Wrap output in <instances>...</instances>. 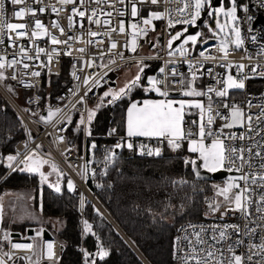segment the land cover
<instances>
[{
  "label": "built area",
  "instance_id": "built-area-1",
  "mask_svg": "<svg viewBox=\"0 0 264 264\" xmlns=\"http://www.w3.org/2000/svg\"><path fill=\"white\" fill-rule=\"evenodd\" d=\"M189 3V0H158V3L153 5L150 3L137 2L139 9V15L136 18L131 17L130 4L126 3L121 5L117 0H105L104 3L97 4L95 0H75V7L84 11L87 16H91L93 10L96 12V16L93 20L99 19L101 23L99 25L95 23H89L86 18H80L74 16L71 12L73 4H60L59 0H25L22 5H13L11 0H4L3 7V19L10 23H25L28 25V35L24 38L16 39L14 33H9L7 30L0 31V56H5L7 60L17 59L20 60L19 48L23 45L29 52V55L35 57L36 53L34 48L36 46L44 48L45 52H50L53 47L58 50V55H55L50 66L40 67L41 63H48L47 55L42 53L40 59L24 61L28 63L30 67L26 70L22 65H17L15 68L4 69L6 79L9 80L13 86L23 89V104L8 94L3 88L0 90L3 92L6 100L10 103L13 109L18 114L23 125V136L20 137L14 143V155L19 153L16 162L13 167L16 166L24 157L30 152L35 153L48 161L57 164L66 174V177L70 178L74 184V192L82 199L86 194V167L88 162L92 158V144L94 139H101L104 145L109 149H117L115 145L123 137L125 141L129 138L123 131H116L114 135H108L110 129L115 128L110 126L104 133L86 135L87 130V107L90 104V100L95 96L100 87L107 85H113L117 77L116 70L124 64L140 62H157V67L153 73L147 74L145 82L148 83V77L155 76L158 80L162 81L158 84L162 91H168V93L178 92L181 93V87L174 81H179L182 78V71H185L191 78L192 72H196L198 79L195 80L193 87L201 89V91H207L209 86L219 89L221 84L217 83L218 79H223L227 74L237 75L235 67L226 68L221 67L222 63L231 62L233 65L243 64L245 65L244 74L253 76L254 78L246 81V88L239 90L240 95L235 97L220 98L216 97L214 93H210L212 96L214 110H219L222 114L227 115L228 109L223 107V103L229 104L235 103L242 107L244 111L251 114L253 119L254 131L249 133L251 139L235 142L229 140L227 143H235L237 147L242 144L247 146L259 141L261 145H264V120L259 124L256 123L255 117L260 114V105L264 104V0H237L238 5V21L237 26L241 30V38L244 43L241 48L236 49L233 45L229 44V54L227 61H221L219 58L222 53L218 51L220 44V38L213 36L209 32H205V39L199 44L189 47L187 55L181 56L178 52L174 55H169V51H174L175 46L172 49L167 47L168 37L175 27L183 24H174V27H168V20L173 22L176 20H182L189 17L190 12L188 9L184 13L178 12V9L184 8L185 4ZM248 5V11L243 10V6ZM21 7L32 8L35 11V15L31 12H26L25 16L21 19H17L13 16V12ZM39 8H44L45 11L40 13ZM56 8L58 11L53 12L52 9ZM123 11L124 16L119 13ZM151 11H157L162 14V19L154 20L152 25L149 26V30L146 36L138 38V46L135 52L125 47L126 42L129 40V33L131 29L129 25L133 22L143 25V19L147 18ZM111 12L109 17L106 14ZM73 15V26L69 29L68 16ZM248 17H252L249 21ZM36 19L41 20L47 30L53 35L57 36L61 40H66L68 36L80 37L79 40L69 41L68 45L59 44L52 45L48 37H41L33 43L31 39V32L34 28V21ZM110 20L109 25L103 23L104 20ZM123 20L125 22V33H120L119 22ZM57 21L62 28H64L65 34L61 35L59 29L52 27V22ZM81 24L83 27H81ZM155 24V27H154ZM202 27V26H201ZM200 27V28H201ZM89 29L100 33L95 38L87 35ZM116 29V31H110ZM154 29V30H153ZM110 33L104 35V33ZM12 35L13 40H9L8 36ZM157 36H159V42H157ZM255 37V40H253ZM229 39V38H228ZM88 40H93V43H87ZM95 41H103L102 44H97ZM116 43V48L111 52L108 49L111 47V43ZM152 45H156L153 47ZM83 48L85 51L81 53L78 49ZM204 51L206 55L216 57V59L203 60L200 57V52ZM70 52V55L65 54ZM101 52L104 53L101 57ZM123 54L122 58L120 54ZM92 61L93 66L88 67L87 62ZM114 61V63L112 62ZM189 61L192 62V68H189ZM106 66V67H105ZM67 69V79L61 84L60 88L55 92L54 96L49 98V86L52 76L61 73L62 69ZM164 68V73H160L159 69ZM255 68L256 73L253 74L251 69ZM211 69V73L208 72ZM175 70L177 75L173 76L172 71ZM32 71H39L41 75L39 77H33ZM13 72L16 74V79H11ZM75 73L76 79L73 75ZM85 77H91L89 84L85 85L83 80ZM99 79V86H93L92 80ZM26 84L34 85L33 87H25ZM201 82V86L196 83ZM91 88V91H89ZM150 88V85H149ZM73 92L76 94L73 95ZM85 92L87 95L85 96ZM48 93V94H47ZM181 95V94H180ZM80 97H84L83 103H78ZM203 103L207 104L208 97H201ZM251 101L252 106L248 107V102ZM24 105L29 107L33 106V112L37 115L29 113ZM55 113L49 118V112ZM71 114H77L71 123L76 127L75 138L78 132V147L68 142L69 134L67 132L71 123L68 122V117ZM43 117V118H40ZM80 119L84 121V124H76V120ZM196 121H199L198 112H196ZM223 119H216L213 124L214 130H219L224 124ZM245 128L234 127L232 129H224V133L234 132L239 135L244 132ZM260 132L261 135L256 133ZM59 137H63L61 141ZM159 147L160 140L156 138L146 137H132L131 142L134 147H139L141 144ZM257 149L253 148V152ZM247 156V153H245ZM253 163L256 165L255 171H259V158H253ZM11 169V168H9ZM245 172L253 171L245 167ZM239 175V173H233ZM243 187V181L240 182ZM85 188V190H84ZM264 191L257 189V192ZM254 200L258 199V195L253 197ZM211 201V193L207 194L202 202L201 218L196 220H189L178 224L175 227L172 238V260L175 264H184L182 257L186 253H191V249L188 247V241L184 239L185 234L193 239V229L189 225H195L196 231H200V226L203 225L206 232L203 233L205 239L208 240V244H213L215 248H218L223 253L224 264H227L228 259L233 253L227 251L229 244L232 245L234 254L241 255L244 260L243 264H264V248L259 247L264 244V219L261 218V213L256 211L255 203L251 205V215L245 219L241 217L239 213H229L223 219L220 217V213L208 214V203ZM223 211V209H221ZM239 224L241 226V233L235 234L231 232L229 239L215 243L211 237L213 235L212 225L222 224ZM247 225V228H244ZM4 233L0 229V257L6 264H55L58 259L60 245L59 242L52 237L41 238L39 246V256L36 260L30 259L32 249H13L12 244H31L30 237L28 235H9L6 243L4 244ZM241 241L237 244L236 241ZM51 241L54 245L55 259L49 260L46 256V242ZM252 245L258 247L253 248ZM5 247V252L2 248ZM204 248L207 245H200ZM5 253L9 255H5ZM255 253V254H254ZM251 257V259H248ZM191 264H195L194 261Z\"/></svg>",
  "mask_w": 264,
  "mask_h": 264
},
{
  "label": "snow or ice",
  "instance_id": "snow-or-ice-1",
  "mask_svg": "<svg viewBox=\"0 0 264 264\" xmlns=\"http://www.w3.org/2000/svg\"><path fill=\"white\" fill-rule=\"evenodd\" d=\"M84 0H81L83 3ZM105 0H95V3L101 4L104 3ZM121 5H125L126 3L130 4V14L132 18H136L139 15V9L137 7L138 0H117ZM140 3H148L149 0H139ZM13 5H22L25 3V0H11ZM60 4H73L74 6L71 9V12L74 16H79L80 18H86L89 23H95L99 25L101 21L99 19L93 20V17L96 16L95 10L91 16H87L84 11L79 10L75 7V0H59ZM150 3L155 5L158 3V0H150ZM231 4L230 7L225 8L224 0H219V6L213 7L211 5V0H189V3H186L184 8L178 9V12L184 13L186 9L189 10L190 15L182 20H176L173 22L171 19L168 20V27H174V24H184L189 26H196L197 21L201 17L202 11L206 6L211 7L212 10L208 11L209 16H215L216 18V29L209 28V31L213 33V36L219 37L220 33L225 35V39L220 40V44L218 47V51L222 53L219 58L221 61H227L229 54V44L233 45L236 49L241 48L244 41L241 38V30L237 26L238 16V5L237 0H229ZM264 6V5H261ZM3 7L4 0H0V31L7 30L9 33H14L16 39L24 38L28 35L27 28L28 25L25 23H10L3 19ZM243 10L245 12L248 11V5L243 6ZM38 11L43 13L45 11L44 8H39ZM53 12H57L56 8L52 9ZM26 12H31L35 15V11L32 8L21 7L18 10L13 12V16L17 19H21L25 16ZM121 16H124L125 13L121 11L119 13ZM73 15L68 16V26L69 29L73 26ZM107 16H111L112 13L108 12ZM221 17L224 18V22H221ZM162 19V14L159 12L151 11L147 18L143 19V25L145 27H140L138 23L133 22L129 25L131 32L129 33L131 39L128 40L125 44L126 48L135 52L138 46V38L144 37L147 35L149 26L152 25L154 20ZM249 21L252 20V17H248ZM103 23L105 25L110 24V20H104ZM52 27L59 29L61 35L65 34L64 28L60 26L57 21L52 22ZM81 27L83 25L81 24ZM120 33H125V22L121 20L119 22ZM154 30V29H153ZM218 30V32H217ZM110 31H116V29H111ZM187 31V28L184 29V32ZM184 32H177L175 35L170 36L167 42V47L169 49L173 48V42L179 40ZM110 33L106 32L104 35H109ZM229 34H231V39H228ZM87 35L89 37L95 38L100 33L92 31L89 29ZM201 34L199 32L188 35L184 38L183 42L180 44L179 48L174 51H169V55H174L175 52H178L181 56H185L188 53V49L185 48V45L191 43L192 45H196L198 42V37ZM41 37H48L52 45L64 44L68 45L69 41L79 40L80 37H72L68 36L66 40H61L57 36L50 33L45 25L41 22V20L36 19L34 21V28L31 32V39L33 43ZM8 39L13 40L12 35L8 36ZM255 40V37H253ZM3 41L0 40V43ZM87 43H93V40H88ZM95 43L102 44L103 41H95ZM116 43L112 42L111 47L108 49L111 52L112 49L116 48ZM155 47L156 45H152ZM36 53L35 57L29 55L28 50L21 45L19 48V55L21 56L20 60L12 59L7 60L5 56H0V81L5 80L7 77L5 76L4 69L6 68H15L17 65H22L24 69H28L30 65L25 63L27 60H39L40 55L42 53L47 55L48 63H41L40 67H47L51 65L53 58L55 55H58V50L53 47L50 52H45L44 48L36 46L34 48ZM81 53L85 51V49H78ZM65 54L70 55V52H66ZM101 57H103L104 53L101 52ZM121 58L123 54H120ZM200 57L203 60L207 61L210 59H216V57H211L210 55H206L204 51L200 52ZM114 63V61H112ZM88 67L93 66V62H87ZM192 62L189 61V68H192ZM106 67V66H105ZM145 66H140V72H143ZM221 67L233 68L235 67L237 75L233 76L232 74H227L223 79H218L217 83L221 84L222 87L219 89L213 88L209 86L207 91H199L193 84L196 79H198L197 73L192 72L191 79H187L182 77L179 81H174L181 87V95L184 97H203L207 96L208 101L207 104L201 102L198 99H190V100H173V99H161V100H145L143 103L132 102L127 108L126 113V136L129 138L127 141L122 137L120 141H118L115 145V148H123L127 147L129 150L134 149V145L131 142L132 137H146L149 139L156 138L161 142L167 141V145L173 151H177L183 146V142L187 141V150L190 153L196 154V159L185 158L184 164L191 165L192 169L197 177H199L200 172L199 169L203 168L207 172L215 173L218 170H224L230 173H239V175L230 176L224 183L223 186H216V196L222 197V200H211L207 201L208 203V214H214L219 212L221 219L227 216L229 213H239L241 217L247 219L251 215V205L255 203L256 211L258 213L264 214V191L257 192V189L264 190V145H261L259 141L254 142L250 145H241L237 147L235 143L229 144L227 141L231 140L235 142L236 140L245 141L251 139L249 133L254 131L253 127V119L254 117L251 114H248L244 111L242 107L239 105L232 103L229 104L227 102L223 103V107L228 109V114H222L218 109L214 110L212 107L213 99L210 96V93H214L216 97L227 98L229 97V90H243L246 88V81L248 79L254 78L253 76H248L244 74L245 65H233L231 62L222 63ZM165 69L160 68L159 72L164 73ZM252 73H256V69H251ZM208 72L211 73V69H208ZM31 75L33 77H39L41 73L39 71H32ZM76 79L79 77L75 76ZM172 75L175 76L177 73L175 70L172 71ZM16 74L13 72L11 79L15 80ZM91 77H85L83 83L85 85L89 84V80ZM141 80V75L138 73L131 81H129L123 88H120L118 91H106L101 97L102 103L97 105V108L103 106L104 97H111L108 100V104H112L117 100L121 99L122 96L126 95L128 91H131L133 87H137ZM24 83V81H21ZM162 81L158 80L155 76L148 77V84L150 88L145 89V91H155L162 97H168V91H162L158 84H161ZM100 80L94 79L92 80L93 86H99ZM25 87H33L34 85L24 83ZM11 91V89H9ZM91 91V88H89ZM76 93L73 92V95ZM87 92H85V96ZM84 97H80L78 103H83ZM251 101L248 102V107H251ZM261 111L258 116L255 117L256 123L259 124L262 120H264V104L260 105ZM191 109L198 110L199 121H192L193 127L185 128V116L190 113ZM55 113L49 112V118H51ZM94 110H89L88 112V122L90 123L93 116L95 115ZM216 119H223L225 122L220 127L219 130L213 129V124L216 122ZM84 124L83 119L81 120V125ZM234 127L245 128L244 132H241L237 135L234 132H230L225 134L224 129H232ZM195 129V130H194ZM117 129L112 128L108 132V135H114ZM257 135H261L260 132L256 133ZM86 135L91 136L92 133L90 130H86ZM264 138V137H262ZM62 141L63 137H59ZM210 141V142H208ZM95 143L92 144V148L95 149ZM253 148L257 149L253 152ZM140 154H147L148 156H160L162 149L160 147L152 148L148 145L141 144L139 146ZM247 153V156L245 155ZM19 153L16 155H7L6 157H0V159L7 161V167L11 168L13 171H27L32 174H38L41 178V184H47L49 188H54L56 192H60L61 188L59 184L53 185L48 183V177L44 172L41 171V168L49 164V161L39 158L33 154L26 155L23 160L19 162L23 167H13L14 163L17 160ZM115 152L109 151V154L105 156V161H112L114 159ZM259 158V171H255L256 165L253 163V158ZM197 161H200L198 164ZM54 172H58V169L54 164L50 165ZM245 167L249 169H253V171L245 172ZM86 171V170H85ZM241 181H243V187H241ZM181 183H186V181H181ZM67 188L69 191L74 190V184L71 180L67 182ZM258 195V199L254 200L253 197ZM83 203V202H82ZM223 209V211H221ZM264 219V215L261 216ZM190 228L193 229L192 237H194V241L190 238L187 233L185 234L184 239L188 241V247L191 249V253H186L184 257H182L184 264H191L192 261L195 264H224L223 253L220 249L215 248L213 244H208V240L205 239L203 233L206 232V229L203 225L200 226V231H196L195 225H189ZM213 235L211 239L215 243H220L221 241H226L229 239L230 230L235 234L241 233V226L239 224H222V225H212ZM244 228H247V225H244ZM92 231V226L84 221V234H88ZM40 233L38 232L37 235ZM7 235H5V239H7ZM237 244L241 243V241H236ZM200 245H207V247L201 248ZM13 249H32V244H17L14 243L11 245ZM46 247V256L49 260L55 259L54 245L49 242L45 245ZM253 248L258 247L257 245H252ZM259 247L264 248V244ZM98 250L96 253H89L86 250L81 249L83 252V256L85 258V264H88L89 257H99L103 260L105 257L109 255V252L103 248L102 246H97ZM227 251L229 253H233L228 259L227 264H243L244 258L241 255L234 254L233 247L229 244ZM255 254V253H254ZM5 255H9L5 253ZM9 259L11 256L9 255ZM248 259H251L249 257ZM0 264H5L3 259H0ZM92 264H95V259L92 260Z\"/></svg>",
  "mask_w": 264,
  "mask_h": 264
},
{
  "label": "trees",
  "instance_id": "trees-1",
  "mask_svg": "<svg viewBox=\"0 0 264 264\" xmlns=\"http://www.w3.org/2000/svg\"><path fill=\"white\" fill-rule=\"evenodd\" d=\"M144 66L141 83L129 95L112 104L107 101L97 110L89 127L92 134L104 133L110 126L123 131L128 102L133 98L154 96L145 91L143 84L146 75L156 69L157 62H148ZM67 75V69L63 68L60 74L51 77L49 98L54 96ZM196 84L201 86V82ZM237 91L229 90V97L239 96ZM16 98L24 103L23 98ZM192 121H196L193 109L185 116V128L193 127ZM73 126L71 123L68 127L69 134H72ZM22 136L23 125L18 114L0 93V157L14 155V143ZM77 136L78 132L71 142L76 147ZM93 143L96 147L86 167L85 184L111 220L88 196L81 199L64 183L60 192L42 185L40 213L63 221L60 229L45 226L60 245L55 264H85L81 249L94 254L98 245L106 248L109 255L103 260L89 257L88 264H92L93 259L95 264H175L171 246L175 227L201 218L202 202L212 192L213 178L197 177L192 166L184 164L185 158L195 157L186 149L185 141L177 151L170 149L166 140L160 142L162 151L158 157L141 155L139 147L109 149L101 139H94ZM109 151L115 152L114 159L105 161ZM6 165V161L0 159V189L38 185L36 174L13 171ZM84 221L92 226L88 234L83 232ZM3 242L5 244V240Z\"/></svg>",
  "mask_w": 264,
  "mask_h": 264
},
{
  "label": "rangeland",
  "instance_id": "rangeland-1",
  "mask_svg": "<svg viewBox=\"0 0 264 264\" xmlns=\"http://www.w3.org/2000/svg\"><path fill=\"white\" fill-rule=\"evenodd\" d=\"M219 6L218 5H214ZM224 6L225 8L230 7L231 4L229 3V0H224ZM208 9V11H211L212 8L206 6L205 9ZM157 12V11H155ZM238 12V11H237ZM221 22H224V18L221 17ZM155 27V24H154ZM191 26L189 25H181L177 26L174 28V30L171 32L169 35L168 39L170 36L175 35L177 32H184L185 28H189ZM209 28L216 29V18L215 16H209L204 19L202 27L197 31L201 35L198 37V42L199 44L203 39H205V32H209L213 34L212 32L209 31ZM197 32L194 33H185L179 42L175 45V49L179 48L180 44L183 42L184 38H186L188 35H193ZM218 32V30H217ZM220 39H225V35L223 33L219 34ZM229 39H231V34H229ZM131 37L129 36V40ZM191 43L188 45H185V48L188 49L189 47H192ZM140 66H144L143 63L140 62H134V63H128L124 64L120 68L116 70L117 77L115 79V83L113 85H107L104 87H100L98 89V92L95 96H93L90 100V104L87 107V130H89V127L93 120H95V115L93 116L91 122H88V112L89 110H94L95 113H97V108L96 106L101 104V97H103L104 92L112 90V91H118L120 88H123L125 84H127L129 81H131L138 73L141 74L140 72ZM182 77H185L187 79H191L190 76L185 72L182 71ZM141 82H139L140 84ZM0 84L2 88L10 94L12 97L16 98V96H19V98H23V89H19L13 84L5 79L3 81H0ZM138 84V85H139ZM144 89L149 87V84L145 82L143 84ZM134 88V87H133ZM132 88V89H133ZM11 89V91L9 90ZM131 89V90H132ZM238 92L237 90H235ZM131 91H128L126 95H129ZM233 92V91H232ZM176 98L183 99V100H189V99H197L195 97H184L182 95H179ZM17 99V98H16ZM111 97H104L103 99V104L107 102ZM18 102L19 99H18ZM201 102L203 100L201 99ZM22 104V102H20ZM24 108L31 114L37 115L33 112V109L27 107L24 105ZM195 112H198V110H195ZM77 114H71L68 117V122L71 123V121L76 118ZM43 118V117H40ZM80 119L76 120V124L80 125ZM155 148V147H154ZM35 151H30L27 155L33 154ZM35 155L39 157L36 153ZM41 158V157H39ZM43 159V158H42ZM46 160V159H44ZM6 161V160H5ZM48 161V160H47ZM7 163V161H6ZM54 164L56 168L58 169V172H54L51 168L50 165ZM19 167H23V165H20ZM41 171L45 173L48 177V183H51L53 185H56L57 183L59 184L60 188L62 187V184H65V187L67 188V182L71 180L70 178L66 177V174L64 171L55 163L49 161V164L44 165L41 168ZM27 172V171H25ZM200 175L199 176H205L209 177L212 174H215L213 179L211 180V185H212V192H211V200H222V197H217L216 196V186H223L225 181L230 177V176H235L234 174H225L227 171L224 170H218L215 173H210L207 172L205 169L200 168L199 169ZM225 174L224 177H219L221 173ZM38 177V185L37 186H21V187H9V188H3L0 189V229L3 230L4 233L7 235L12 231L15 230L19 232L20 234H25L26 229L31 228L33 230V237L38 238L41 235V231L45 228V226L49 225L53 229H60L63 226V221L57 217L54 216H44L40 213V190L41 186L44 184H41V178L38 174H36ZM47 185V184H46ZM54 189V188H53ZM68 189V188H67ZM40 233L37 235V233ZM106 249V248H105ZM34 258H38V245H35L34 247ZM41 264H46V263H41Z\"/></svg>",
  "mask_w": 264,
  "mask_h": 264
},
{
  "label": "water",
  "instance_id": "water-1",
  "mask_svg": "<svg viewBox=\"0 0 264 264\" xmlns=\"http://www.w3.org/2000/svg\"><path fill=\"white\" fill-rule=\"evenodd\" d=\"M219 4V0H211V5L212 6H214V5H218ZM206 13H207V10H203L202 11V13H201V17H200V19L197 21V25L196 26H191V27H189L188 29H187V31L186 32H184V34L185 33H194V32H197L199 29H200V27L202 26V24H203V21H204V19H205V17H206ZM181 39V38H180ZM179 39V40H180ZM179 40H177V41H174L173 42V47L179 42ZM157 42H159V36H157ZM0 93L4 96V94H3V92L0 90ZM169 95H171V96H179L180 95V93H178V92H172V93H170ZM5 97V96H4ZM71 130H72V135L71 136H68V138H67V140H68V142H71L72 141V139H73V137H74V135H75V133H76V127H72L71 128ZM225 174H233V173H230V172H226ZM225 174H224V172L223 173H221L220 175H219V177H224L225 176ZM215 176V174H212L211 176H209V177H214ZM90 192V191H89ZM89 198L97 205V207L109 218V216L107 215V213L104 211V209L100 206V204L96 201V199H95V197L92 195V193L90 192L89 193ZM110 219V218H109ZM111 220V219H110ZM117 227V226H116ZM117 229L120 231V233H122L121 232V230L117 227ZM32 233V229L31 228H28L27 229V234H31ZM11 235H19V232H12L11 233ZM122 235H123V233H122ZM42 236L44 237V238H49L50 236H51V234H50V232L47 230V229H43L42 230ZM129 242V241H128ZM129 244L130 245H132L130 242H129Z\"/></svg>",
  "mask_w": 264,
  "mask_h": 264
},
{
  "label": "crops",
  "instance_id": "crops-1",
  "mask_svg": "<svg viewBox=\"0 0 264 264\" xmlns=\"http://www.w3.org/2000/svg\"><path fill=\"white\" fill-rule=\"evenodd\" d=\"M149 88V87H148ZM147 89V88H146ZM197 90H199V91H201V89H197ZM150 92H152V93H154V96H144V97H140V98H133V99H131L129 102H128V104H127V106H126V108H125V112H124V127H123V132H124V134L126 135V113H127V108H128V106L130 105V103H132V102H137V103H143V101H145V100H161V99H173V100H182V99H179V98H176L175 99V97H177V96H171V95H169L168 97H162V96H160L158 93H156L155 91H150ZM195 98H197L198 100H200L201 101V97H195ZM190 100V99H189ZM194 110V109H193ZM196 110V109H195ZM208 142H210V141H208ZM185 145H186V149H187V141H185ZM195 155V157H194V159H196V154H194ZM197 163L199 164L200 163V161H197ZM3 231V230H2ZM12 232H17V231H15V230H12L8 235L6 234V233H4V240H5V243H6V241H7V239H5V235H7V237H9V235H11V233ZM20 234V233H19ZM20 235H22V234H20ZM24 235V234H23ZM26 235H28L29 237H30V240H31V244L33 245V247H32V253H31V255H30V259H32V260H36L37 258H35V259H33L34 258V256H35V254H34V247H35V245H38V256H39V246H40V240H41V238H43V236H42V231H41V235L38 237V238H35V237H33V230H32V233L31 234H27V231H26ZM5 247H3L2 248V251L3 252H5ZM0 259H2L1 257H0ZM5 262V261H4ZM6 264V263H5ZM22 264V263H21Z\"/></svg>",
  "mask_w": 264,
  "mask_h": 264
},
{
  "label": "bare ground",
  "instance_id": "bare-ground-1",
  "mask_svg": "<svg viewBox=\"0 0 264 264\" xmlns=\"http://www.w3.org/2000/svg\"><path fill=\"white\" fill-rule=\"evenodd\" d=\"M1 88H2V86H1ZM84 190H85V188H84ZM85 191H86V194H85V195L88 196L89 193H90L89 190H88V188H86ZM88 197H89V196H88ZM50 237H51V236H50ZM52 238H53V237H52ZM49 242H51V241H47L46 244L49 243Z\"/></svg>",
  "mask_w": 264,
  "mask_h": 264
},
{
  "label": "flooded vegetation",
  "instance_id": "flooded-vegetation-1",
  "mask_svg": "<svg viewBox=\"0 0 264 264\" xmlns=\"http://www.w3.org/2000/svg\"><path fill=\"white\" fill-rule=\"evenodd\" d=\"M204 10H207V13H208V9L206 8V9H204ZM206 13V17H205V19L208 17V14Z\"/></svg>",
  "mask_w": 264,
  "mask_h": 264
}]
</instances>
